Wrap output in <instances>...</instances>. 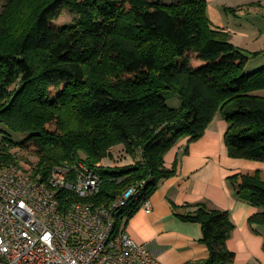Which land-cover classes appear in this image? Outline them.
<instances>
[{
    "label": "trees",
    "instance_id": "1",
    "mask_svg": "<svg viewBox=\"0 0 264 264\" xmlns=\"http://www.w3.org/2000/svg\"><path fill=\"white\" fill-rule=\"evenodd\" d=\"M205 0H0V162L34 168L84 161L102 178L99 205L130 188L139 200L119 210V232L176 173L165 157L181 140H200L218 114L228 123L229 156L264 163V67L261 53L236 47L215 29ZM64 9L76 14L56 26ZM178 97L179 107L168 101ZM13 134L24 136L15 141ZM121 146L135 163L97 168ZM38 159L26 162L13 151ZM235 195L258 209L264 228V172L228 179ZM177 217L202 226L209 257L187 264H235L228 249L234 224L207 203L175 206Z\"/></svg>",
    "mask_w": 264,
    "mask_h": 264
},
{
    "label": "crops",
    "instance_id": "2",
    "mask_svg": "<svg viewBox=\"0 0 264 264\" xmlns=\"http://www.w3.org/2000/svg\"><path fill=\"white\" fill-rule=\"evenodd\" d=\"M215 29L230 34L232 43L247 53H261L250 70L264 67V0H205ZM264 97V91L257 93ZM228 123L218 114L198 141L181 140L165 157V180L151 197L152 210L140 209L123 229L139 244H145L160 264H187L209 257L198 223L184 222L174 207L207 203L227 211L235 226L228 249L235 264H264V228L255 232L249 219L258 209L239 199L228 179L242 172L263 171L264 163L229 156L225 143ZM114 150V149H113ZM104 162V161H103Z\"/></svg>",
    "mask_w": 264,
    "mask_h": 264
},
{
    "label": "built area",
    "instance_id": "3",
    "mask_svg": "<svg viewBox=\"0 0 264 264\" xmlns=\"http://www.w3.org/2000/svg\"><path fill=\"white\" fill-rule=\"evenodd\" d=\"M101 186L84 161L53 167L45 179L0 162V264H160L147 245L116 230L119 210L141 198L145 183L109 205L92 200ZM140 209L150 212L151 198Z\"/></svg>",
    "mask_w": 264,
    "mask_h": 264
},
{
    "label": "rangeland",
    "instance_id": "4",
    "mask_svg": "<svg viewBox=\"0 0 264 264\" xmlns=\"http://www.w3.org/2000/svg\"><path fill=\"white\" fill-rule=\"evenodd\" d=\"M76 18V14L73 13L69 9H64L62 12L61 16L59 19L55 22L56 26H66L68 24H71ZM168 104L171 107H179L181 104V101L178 97H172L169 99ZM1 129H5L2 126H0V143L3 141V134L1 133ZM24 136L18 135V134H13V138L15 141H23ZM13 153H16V156L21 159L20 163L23 165H27L26 162H31L36 164L38 162V159L30 154H26L25 152H22L20 150L18 151H13ZM113 153V158L104 160L102 164L106 167H111V168H117V167H124V166H129L133 165L135 162L129 157L126 156L123 152V148L121 146H118L114 148L112 151Z\"/></svg>",
    "mask_w": 264,
    "mask_h": 264
}]
</instances>
